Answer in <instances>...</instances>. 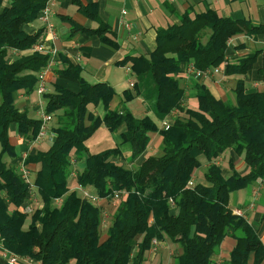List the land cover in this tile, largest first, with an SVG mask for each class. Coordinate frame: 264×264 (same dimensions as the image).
<instances>
[{
    "label": "trees",
    "instance_id": "obj_1",
    "mask_svg": "<svg viewBox=\"0 0 264 264\" xmlns=\"http://www.w3.org/2000/svg\"><path fill=\"white\" fill-rule=\"evenodd\" d=\"M49 1L11 0L0 12V243L19 258L40 264H145L154 239L171 240L181 247L172 264H216L223 240L231 236L236 244L224 264H264L261 235L230 207L232 192L264 182V90L247 91L239 80L235 101L227 102L199 83L198 105L189 107L180 78L183 66L190 63L206 70L226 62V74H245L262 54L258 73L264 80L263 50L235 63L226 60L229 39L264 33V23L234 19L215 9L183 13L178 23L157 30L154 51L119 61L129 64L136 80L134 91H125V101L140 95L160 120L173 119L169 129L159 127L149 115L136 117L125 106L110 109L115 88L107 82L90 83L80 65L65 59L67 66L59 73L77 80L80 88L55 84L43 95L46 112L56 114L55 136L46 150L25 158L42 206L23 211L30 190L17 165L5 158L15 163L20 158L10 128L15 125L25 142L37 139L42 119L21 109L17 95L35 91L51 56L35 51L10 57L40 42L42 31L28 33L24 26L41 15ZM79 6L84 14L99 18L96 4ZM81 31L118 46L104 22L95 29L73 22V34ZM100 103L107 108L103 116L91 109ZM102 124L111 132L126 126L121 137L132 147L131 162L147 151L151 132L161 134L162 154L148 155L140 165L129 167L121 161L120 146L92 152L87 142ZM227 149L244 159L246 173L231 163L232 173L224 175L215 160ZM202 155L208 164L205 181L194 183ZM73 158L83 162L77 183L91 187L102 205L116 191L123 192L104 236L102 205L70 188ZM57 198H62L60 205L54 204Z\"/></svg>",
    "mask_w": 264,
    "mask_h": 264
},
{
    "label": "crops",
    "instance_id": "obj_2",
    "mask_svg": "<svg viewBox=\"0 0 264 264\" xmlns=\"http://www.w3.org/2000/svg\"><path fill=\"white\" fill-rule=\"evenodd\" d=\"M10 1L0 0V12L10 4ZM79 2L83 5L96 4L99 18L95 20L84 14L80 10ZM49 4L51 9L49 20L54 27L56 36L54 37L50 33L40 16L35 21L27 23L24 29L28 33L42 31L40 41H44L49 51L51 49L56 50L54 63L46 73L50 91L54 90L55 84L66 86L74 91L79 90L80 84L77 80L59 73L67 66L65 63V59H67L82 67V76L90 83L107 82L115 88L116 93L109 104L110 109L116 110L125 106L132 110L136 117L142 118L149 115L159 127H161L160 118L140 95L136 94L131 100L125 101V91H134V86L130 83L136 80L133 71L129 69V64L122 65L119 61L126 56L148 55L154 51L157 45V30L174 22L178 23L182 14L187 11L194 13L215 9L220 14L234 19L247 18L254 24L264 23V0H52ZM73 22L89 29L97 28L99 22L110 25L118 46L105 43L100 36L85 31L73 34ZM258 49L264 51V33L256 36L238 34L231 38L228 43L226 60L235 63V61ZM31 53L33 50L28 49L22 52H14V55ZM13 58L14 56H11L10 60ZM262 62V54H260L253 68L245 74H226L224 71L225 64L221 72L207 77L188 74L186 69L189 64L184 65L180 78L185 85V97L188 106L197 107L198 105L196 96L199 83H205L217 98L227 102L235 101L234 90L239 80L244 81L247 91L264 90V80L258 73V68L262 66ZM43 99L44 97L36 90L31 94L19 92L17 104L21 109L29 110L32 117L40 118L38 108ZM91 109L100 116H103L107 110L103 103ZM125 130L126 126L123 125L119 130L111 132L105 124H102L87 144L92 152L102 151L104 150L102 147L107 145L110 148L113 145L120 146L122 149L121 161H130L132 147L129 143L123 142L121 137V133ZM152 133L155 132H151L149 135L152 136ZM10 137L17 150L20 149L23 152L29 149L27 143L31 142L23 140L17 133L15 125L10 128ZM160 137H162L161 134L158 140ZM53 138L49 137L48 141H44L39 146L42 148L47 143L51 145ZM35 144L32 142L31 148H34ZM35 151L33 149L29 153ZM147 156L146 151L134 160L133 164L140 165ZM75 161L77 165L83 167L82 161ZM215 161L221 166L226 176L232 173L231 163H234L235 169L240 173L248 171L244 159L238 156L233 149H227ZM15 162V160H10L12 164H16ZM193 180L195 183L202 182L201 179H195V176ZM244 190H246L244 204L234 207L230 201V207L237 209L248 205V211L246 210L249 212L248 220L258 230L264 241V182L262 185L257 183L248 190L246 188ZM235 244L236 240L227 236L222 242L218 255L224 254L225 257L229 258ZM218 255L214 259H217Z\"/></svg>",
    "mask_w": 264,
    "mask_h": 264
},
{
    "label": "built area",
    "instance_id": "obj_3",
    "mask_svg": "<svg viewBox=\"0 0 264 264\" xmlns=\"http://www.w3.org/2000/svg\"><path fill=\"white\" fill-rule=\"evenodd\" d=\"M52 1V0H50ZM49 1V3H50ZM47 4V6L42 10L40 18L46 23L47 28L49 29L50 33L53 34V36H56V32H54V27L51 24L49 17L51 14V9H50V4ZM124 13H126V11H124ZM49 33V34H50ZM231 41V39H229V42ZM228 42V43H229ZM30 50H33V52L37 51L39 53H43V54H49L51 56L50 62L47 65V67L42 70L39 73V82L36 86V91L43 96L45 93L50 92V88L48 86L47 80H46V73L47 71L50 69V67L53 65L54 63V54L56 53V50L51 49L49 51V49L46 48L44 41H40L39 43L35 44ZM226 62L222 63L221 65H218L216 67H212L206 70H200L197 67L194 66L193 63H190L188 65V68L186 69L188 74H195L198 77H207L210 76L211 74L214 73H219L221 72L222 68L225 66ZM131 69V68H129ZM132 71V69H131ZM132 86H134V82L131 81L130 83ZM46 104H44L43 101H41L40 103V118L42 119V126H41V130L40 133L37 137V139L35 141H33V143H38L40 142L43 138H45L47 135H49L50 137H54L55 136V132L53 131V128L50 127V123L53 120V113H48L46 112L45 109ZM173 122V119L170 116H167L166 118H164L163 120H161V128L163 129H169L171 127V124ZM54 139V138H53ZM27 154H25L22 159L20 158L19 162L20 165L18 166V170L20 172L21 177L25 180V182H27L29 184V190H30V195L28 200L23 204L22 209L24 212L27 213H31L34 211L35 208L39 207L38 203L40 201V198L38 196V193L36 191V185L34 184V172L30 169L29 166H27L25 164V158H26ZM74 162V160H72ZM75 174L74 172H72V175ZM191 184L193 183L192 181L190 182ZM76 189L79 190L82 195L90 202L95 203V204H101V198L99 196H97L93 191L91 187L88 186H83L81 184H78L76 186ZM122 191H116L113 195V200H119L120 196L122 195ZM172 203L173 200H171ZM55 202H60V204L62 203V198H57L54 201ZM59 204V205H60ZM234 212L238 215H244L245 211L243 209H235ZM159 243V240L154 239L153 241V245H156ZM151 250H154V247L152 246ZM0 255H2L3 257L7 258L8 260H10L13 263H17V264H40L37 263L35 261H33L32 259H21L18 256L14 255L13 253H11L8 249H6L2 243H0Z\"/></svg>",
    "mask_w": 264,
    "mask_h": 264
},
{
    "label": "rangeland",
    "instance_id": "obj_4",
    "mask_svg": "<svg viewBox=\"0 0 264 264\" xmlns=\"http://www.w3.org/2000/svg\"><path fill=\"white\" fill-rule=\"evenodd\" d=\"M12 56H14V54H12ZM18 100L20 101V99H18ZM43 102H44V104H46V100L45 99H43ZM0 103H1V97H0ZM39 109H40V107L38 108V113L40 111ZM53 115H54L55 119L53 118V120L50 123V127L51 128H53V126L56 125V114H53ZM38 116L40 117V113L38 114ZM151 135H152L151 136L152 140H151V142H150V144H149V146L147 148L148 155H160V154H162V151H163V148H162L163 147L162 137H160L159 140H158V137L160 136V134L156 133V132L152 133ZM49 137L50 136L47 135L45 138H43L41 140V142L36 143L35 144L36 146L34 145V148H31L32 142L31 143H27L28 146H29L28 150L22 152L20 149H18V151H20L19 152V154H20L19 157L22 159V157L25 154H28L31 150L40 149L41 147L39 145L41 143H43L44 141H48L47 139H49ZM49 146H50V144L47 143V144L43 145V147L41 149L46 150ZM107 146H109V145H107ZM107 146H104L102 148H104V149L110 148V147H107ZM114 146L115 145H113L112 147H114ZM0 151H1V145H0ZM5 158L7 160H9V163H10L11 159H9L8 156H6ZM73 160H74V158H73ZM200 160H201L202 164L195 171V179L198 178V179H201L202 181H205L204 173H205V171L207 169L206 167L208 165L207 164V159H206L205 156L202 155L200 157ZM122 163H124L125 165H127L129 167H135L136 166V164H133V162H131V161L123 160ZM16 165H17V169H19L18 166L20 165V162L18 161L16 163ZM72 170H73V172L75 174L71 175V177L69 179V185H70V188L73 190V189H76V186L78 185L76 176L82 170V166L80 167L79 165H77L76 161L74 160V164H73V169ZM192 181H194V180H192ZM244 189L245 188H242V189L236 190V191H234L232 193V195L230 197V199H231L230 201H231L232 206L237 207V206H240V205L244 204V202L246 200L245 199L246 198V190H244ZM246 189L248 190L249 188H246ZM77 191H78V194H80V195L82 194L79 190H77ZM255 197H256V195H255ZM59 204H60V202H55V205H59ZM118 204H119V200H113V199L107 201L103 205L101 204L102 205L101 207L103 209V221H102V226H101L102 235L107 234L106 229L108 228L109 224L114 219V214L116 212V208H117ZM38 205H39V207L42 205L41 199H40ZM247 206L248 205H244L240 209H243L245 211L243 216H245L246 218L249 219V212H247L248 211ZM251 214H253V212H251ZM31 218H32L31 215L27 216L26 223H29L31 221ZM153 247H154V250L153 251L150 250L147 253L146 264H172L174 262L176 254L180 253V251H181V247L179 246V244H176V243L172 242L171 240H167L165 242L159 241V243L156 244V245H153ZM216 258H217V259H215V263L216 264H224L225 261L228 259L227 257L224 256V254L218 255V257H216Z\"/></svg>",
    "mask_w": 264,
    "mask_h": 264
},
{
    "label": "water",
    "instance_id": "obj_5",
    "mask_svg": "<svg viewBox=\"0 0 264 264\" xmlns=\"http://www.w3.org/2000/svg\"><path fill=\"white\" fill-rule=\"evenodd\" d=\"M0 264H17V263H13L10 260H8L7 258L0 255Z\"/></svg>",
    "mask_w": 264,
    "mask_h": 264
}]
</instances>
